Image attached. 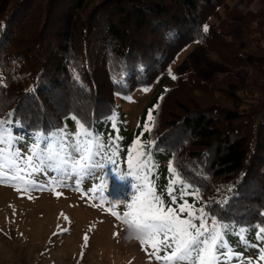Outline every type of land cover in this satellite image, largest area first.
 <instances>
[{
  "label": "trees",
  "instance_id": "16d2710c",
  "mask_svg": "<svg viewBox=\"0 0 264 264\" xmlns=\"http://www.w3.org/2000/svg\"><path fill=\"white\" fill-rule=\"evenodd\" d=\"M228 1L0 0V120L12 122L23 156L38 138L37 151L54 138L102 150L118 98L151 87L200 43L246 73L245 83L232 73L210 82L176 77L155 102L145 139L166 155L178 183L198 192L190 206L221 226L227 251L254 252L256 264L264 246V0L234 11L245 23L239 35L230 14L220 15ZM48 173L57 178L50 170L36 176ZM75 179L62 181L77 190ZM93 181L84 176L79 190Z\"/></svg>",
  "mask_w": 264,
  "mask_h": 264
},
{
  "label": "rangeland",
  "instance_id": "374dc122",
  "mask_svg": "<svg viewBox=\"0 0 264 264\" xmlns=\"http://www.w3.org/2000/svg\"><path fill=\"white\" fill-rule=\"evenodd\" d=\"M245 1L230 0L228 12L220 10L222 17L230 14L237 35L243 32L245 23L234 11ZM191 73L205 82L232 73L243 84L247 75L231 69L203 45L195 43L183 51L168 73L151 87L139 89L125 100L118 98L120 107L115 119L104 124V137L99 141L106 147L99 148L97 156L106 167L96 169V174L103 177L107 172L109 176L104 187H100L94 177L93 188L98 189L94 196L89 194L93 189L91 184L76 190L62 181L52 190L53 179L49 173L39 177L38 172H33L31 176L34 180H46L50 188L45 190L17 191L11 185L0 184V264H163L152 255L150 247L145 245L146 251L137 240L126 238L127 226L112 215L117 212L123 216L129 202L126 197L130 198L134 192L139 194L143 189L133 190L128 181L112 178L111 173L119 171L138 186L150 183L165 205L171 200L169 187L174 189L172 195L177 197V204L194 203V195L180 199L181 192H192L178 181L173 184L176 175L166 155L155 153L145 139L150 122L148 113L155 102L173 85L176 77ZM15 185L20 186V183L17 181ZM196 223L198 225L199 220ZM231 253L234 255L227 260L230 264L232 259L237 264H248V261L255 264L254 252L233 250ZM159 255L163 257L164 251Z\"/></svg>",
  "mask_w": 264,
  "mask_h": 264
},
{
  "label": "snow or ice",
  "instance_id": "6c2138e0",
  "mask_svg": "<svg viewBox=\"0 0 264 264\" xmlns=\"http://www.w3.org/2000/svg\"><path fill=\"white\" fill-rule=\"evenodd\" d=\"M207 25L204 31H207ZM151 111L148 113V120L152 121ZM11 121L0 120V184H9L11 181H18L20 186L12 184L17 191H28L33 188L45 190L49 185H39L35 180L30 179L33 172L53 171L57 173V178L52 181L51 189L54 190L62 184V178L70 175L75 176L77 190L84 176L89 179L95 177L100 187L106 185L109 173H104L103 177L96 174V169H103L105 164L97 160L100 154L99 145L84 142H77L74 146H66L62 139H53L44 150L39 149V138L34 145L31 155L23 156L19 149L14 148L16 137L13 136ZM78 127L83 128L78 122ZM77 137L81 133L76 134ZM83 135L89 134L85 130ZM71 148L69 151L68 148ZM96 151H93V148ZM58 149V150H57ZM131 167V166H130ZM174 172V169H173ZM111 177L119 181H128L133 190L143 189L126 199L127 210L123 216L117 212H112L118 220H122L127 226L128 239L137 240L142 248L145 245L152 249V255L163 264H222L230 259L234 254L227 251L223 235L216 220L213 218L212 227L209 228L205 219L203 209L198 212L187 201L177 204V197L172 195L174 189L169 187L168 195L171 197L170 203L165 205L164 200L157 195L154 186L150 183L146 185H136L131 183L130 177L121 175L119 171L111 173ZM178 180L174 178L173 184ZM93 188L92 191H97ZM60 195V193H57ZM185 195L199 196L197 193H180V199ZM114 203V201H113ZM187 213V216L183 214ZM199 220L197 225L196 221ZM87 240V237H85ZM258 239L264 240V227L260 228ZM147 251V248H144ZM163 250L165 255L161 257L159 252ZM264 261V246L260 247L256 264ZM252 264V261H248Z\"/></svg>",
  "mask_w": 264,
  "mask_h": 264
}]
</instances>
